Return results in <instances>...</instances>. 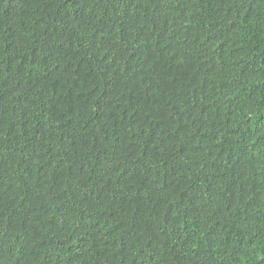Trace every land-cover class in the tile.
<instances>
[{"label":"trees","instance_id":"obj_1","mask_svg":"<svg viewBox=\"0 0 264 264\" xmlns=\"http://www.w3.org/2000/svg\"><path fill=\"white\" fill-rule=\"evenodd\" d=\"M0 264H264V0H0Z\"/></svg>","mask_w":264,"mask_h":264}]
</instances>
